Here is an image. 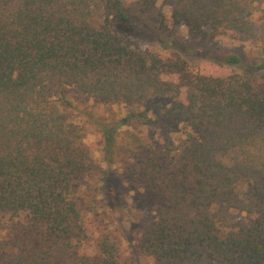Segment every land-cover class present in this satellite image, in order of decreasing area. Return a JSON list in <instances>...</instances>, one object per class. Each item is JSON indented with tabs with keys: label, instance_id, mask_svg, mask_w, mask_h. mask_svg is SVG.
<instances>
[{
	"label": "trees",
	"instance_id": "1",
	"mask_svg": "<svg viewBox=\"0 0 264 264\" xmlns=\"http://www.w3.org/2000/svg\"><path fill=\"white\" fill-rule=\"evenodd\" d=\"M137 8L139 26L123 0H0V264H264V59L219 44L264 48V0ZM74 100L145 106L87 114L147 206L128 252ZM131 122L150 135L121 149Z\"/></svg>",
	"mask_w": 264,
	"mask_h": 264
},
{
	"label": "rangeland",
	"instance_id": "2",
	"mask_svg": "<svg viewBox=\"0 0 264 264\" xmlns=\"http://www.w3.org/2000/svg\"><path fill=\"white\" fill-rule=\"evenodd\" d=\"M124 3L131 8V11L136 16L135 26H139L142 22V17L138 13L137 0H123ZM169 16V8L165 9ZM150 25V24H149ZM141 32V31H140ZM142 33V32H141ZM186 35V29L181 28L179 33L180 37ZM143 36V33H142ZM149 43L160 47L159 40L153 38V35L148 37ZM220 49L223 52H239L245 55L249 60L253 59H264V48L261 43H255L252 39L245 41L233 40L230 38H223L219 42ZM77 104L78 109L81 111L79 118L81 123L86 126V137L85 141L90 145L93 152V159L97 173L92 178V182L100 185V196L105 194L109 200L112 211L115 213L117 220L124 225L126 229L125 238L123 244L125 250L128 252V238L131 234L133 224L137 223L144 214L147 212V206L144 204L143 198L137 194V185L125 177L124 165L121 161V157L124 156V150H118V154L114 156L111 163H109L104 156L101 142V134L97 125L88 117V113L93 115L95 118L100 114H103V110H96L89 102L87 105L79 103L74 100ZM144 105L126 106L124 104L114 105L111 110L105 112V116L112 114L117 118L125 117L131 111L144 110ZM111 111V113H110ZM113 112V113H112ZM101 118V117H100ZM150 135L149 128L145 125H141L137 122H131L121 127L118 135V144L122 148L127 146H134L138 141H145ZM182 136V134H180ZM236 216H240V212L232 210ZM95 226L89 224V231L92 234L90 242L86 246L87 250L91 252L94 248V243L98 237V231H94ZM132 236V235H131ZM138 264H154L152 258L141 257L138 260Z\"/></svg>",
	"mask_w": 264,
	"mask_h": 264
}]
</instances>
